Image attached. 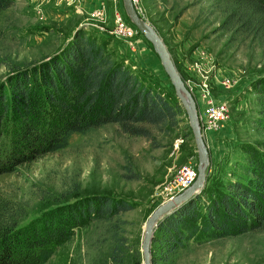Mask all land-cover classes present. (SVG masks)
<instances>
[{
    "label": "rangeland",
    "instance_id": "obj_1",
    "mask_svg": "<svg viewBox=\"0 0 264 264\" xmlns=\"http://www.w3.org/2000/svg\"><path fill=\"white\" fill-rule=\"evenodd\" d=\"M134 2L164 39L196 101L199 120L208 98L229 102V117L220 128L204 130L200 122L210 151V184L221 191L230 181L245 180L250 176L248 150L264 153V93L257 90L264 89V30L249 29L233 15L243 7L237 0ZM83 23V31L106 42L114 60L180 103L123 0H14L0 13V92L10 101L13 75L58 54ZM121 24L126 35L118 33ZM179 119L176 129L154 130L151 139L129 136L116 124H107L0 175V201L23 211L22 226L101 196L133 205L111 222L82 220L45 264H143L138 250L142 252L148 217L170 199L168 185L177 169L183 164L197 168L199 162L186 112ZM117 231L125 238L120 246L114 238ZM114 251H122L119 257L124 259L113 261ZM151 253L159 255L153 242ZM156 264H264V227L237 236L190 240Z\"/></svg>",
    "mask_w": 264,
    "mask_h": 264
},
{
    "label": "trees",
    "instance_id": "obj_2",
    "mask_svg": "<svg viewBox=\"0 0 264 264\" xmlns=\"http://www.w3.org/2000/svg\"><path fill=\"white\" fill-rule=\"evenodd\" d=\"M237 1L243 7L233 15L249 29L264 30V0ZM13 4L14 0H0V13ZM12 78L10 101L4 90L0 92V175L107 124H116L129 136L151 139L154 130L176 129L179 114L185 113L166 90L145 83L113 59L104 40L82 29L58 54ZM248 151L250 176L230 181L221 191L208 178L200 193L159 223L153 239L159 253L152 255L154 264L168 260L190 240L237 236L264 227V153ZM131 209L127 201L101 196L22 226L23 211L1 200L0 264H45L82 220L111 222ZM117 233L114 238L120 246L125 238ZM121 252L114 251L111 259L123 260Z\"/></svg>",
    "mask_w": 264,
    "mask_h": 264
},
{
    "label": "water",
    "instance_id": "obj_3",
    "mask_svg": "<svg viewBox=\"0 0 264 264\" xmlns=\"http://www.w3.org/2000/svg\"><path fill=\"white\" fill-rule=\"evenodd\" d=\"M123 4L125 11L136 30L145 37L147 42L151 44L153 51L158 56L166 75L171 82L176 96L185 109L189 125L194 135L199 157L197 165L198 175L194 183L186 190L168 199L155 208L145 223L141 245L143 264H152L151 246L159 223L164 219V217L171 214L174 210L189 201L204 189L210 176V151L204 139L196 101L191 91L186 86L184 79L180 75L164 39L156 28L141 15L134 0H123ZM84 26L85 23L77 26L74 34L78 30L84 29Z\"/></svg>",
    "mask_w": 264,
    "mask_h": 264
},
{
    "label": "built area",
    "instance_id": "obj_4",
    "mask_svg": "<svg viewBox=\"0 0 264 264\" xmlns=\"http://www.w3.org/2000/svg\"><path fill=\"white\" fill-rule=\"evenodd\" d=\"M119 34L126 35L124 25L121 24L118 28ZM205 106L204 115L200 116V122L202 123L204 130H211L220 128L228 119L230 114L229 102L214 101L213 98ZM198 170L195 165L183 164L178 169L174 177L170 180L168 189L171 190L170 198L181 193L190 187L196 180Z\"/></svg>",
    "mask_w": 264,
    "mask_h": 264
},
{
    "label": "crops",
    "instance_id": "obj_5",
    "mask_svg": "<svg viewBox=\"0 0 264 264\" xmlns=\"http://www.w3.org/2000/svg\"><path fill=\"white\" fill-rule=\"evenodd\" d=\"M210 135H212V133H211V132H209V136H210Z\"/></svg>",
    "mask_w": 264,
    "mask_h": 264
}]
</instances>
